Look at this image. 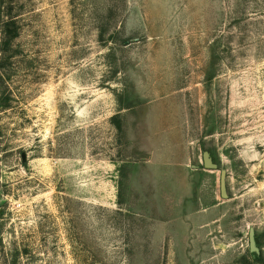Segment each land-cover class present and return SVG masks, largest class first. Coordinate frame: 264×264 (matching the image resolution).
I'll list each match as a JSON object with an SVG mask.
<instances>
[{
	"label": "rangeland",
	"instance_id": "rangeland-1",
	"mask_svg": "<svg viewBox=\"0 0 264 264\" xmlns=\"http://www.w3.org/2000/svg\"><path fill=\"white\" fill-rule=\"evenodd\" d=\"M0 264H264V0H0Z\"/></svg>",
	"mask_w": 264,
	"mask_h": 264
},
{
	"label": "water",
	"instance_id": "water-1",
	"mask_svg": "<svg viewBox=\"0 0 264 264\" xmlns=\"http://www.w3.org/2000/svg\"><path fill=\"white\" fill-rule=\"evenodd\" d=\"M24 155L22 156L24 160ZM202 162L203 166L205 169L208 170H215L217 166L212 163L209 153L204 151L202 153ZM225 177H226V172L224 170L220 171V178H219V191H220V196L221 198H227L226 194V183H225ZM248 251L250 254H252V257L255 258V256L258 254V248L256 246L255 242V231L253 228H250L248 230Z\"/></svg>",
	"mask_w": 264,
	"mask_h": 264
},
{
	"label": "trees",
	"instance_id": "trees-1",
	"mask_svg": "<svg viewBox=\"0 0 264 264\" xmlns=\"http://www.w3.org/2000/svg\"><path fill=\"white\" fill-rule=\"evenodd\" d=\"M11 24H12L11 21L3 22L4 29H7ZM4 36H6V31H4ZM14 37H15V34L13 36L9 37L7 40H11ZM117 129H120L119 126L117 127ZM252 261H259V260L257 257H255V258H252Z\"/></svg>",
	"mask_w": 264,
	"mask_h": 264
}]
</instances>
